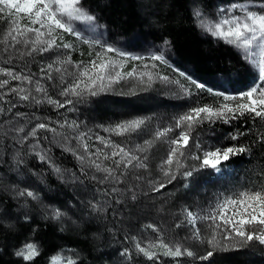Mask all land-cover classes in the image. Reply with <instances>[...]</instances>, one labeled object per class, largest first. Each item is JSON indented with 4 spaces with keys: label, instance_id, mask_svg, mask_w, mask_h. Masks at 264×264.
Returning a JSON list of instances; mask_svg holds the SVG:
<instances>
[{
    "label": "snow or ice",
    "instance_id": "6c2138e0",
    "mask_svg": "<svg viewBox=\"0 0 264 264\" xmlns=\"http://www.w3.org/2000/svg\"><path fill=\"white\" fill-rule=\"evenodd\" d=\"M193 5L191 15L195 25L217 40H222L235 48L244 60L258 70L257 78L260 83L238 96H228L221 92H213L206 83L199 82L185 71H180L179 75L195 88L223 96L225 101L240 102L231 105L224 103L216 108L210 106L191 108L175 117L172 125L157 128L152 134V139H146L143 144L132 148L99 135L95 140L101 147L89 144L88 133L79 131L80 125L75 121L59 123L60 129L67 128L75 133L70 136L63 131L58 132L56 127L45 122H37L26 128L23 120L26 113L16 112L12 117L0 120V139L5 142L3 147L6 153L5 157L0 158V172L8 176L9 172L15 170V175L10 176L7 183L0 178V229L8 233L15 227L12 221H18L20 218L26 222L31 221L33 211L37 208H42L45 219L56 222L60 231L64 230L65 223H76L66 211L44 204L38 192L28 187H20L17 177L21 165L26 163L21 155V149L31 139L35 143L31 145L30 151L39 161L48 164L59 178L78 185L88 197L81 202L77 220L90 223L123 217L119 222L123 224L126 220L129 230L138 227L141 231L150 230L155 234V239L148 241L147 244L143 239L138 240L135 235H125V240L131 239L134 242V252L128 247L120 248L115 253L102 251L101 260L106 255L109 258L116 255L121 258V264H126L134 259V255H142L150 261H158L163 255L172 258L186 256L194 261L213 264L214 257L222 253H244L252 246L264 247V176L259 178L261 182L258 187H249L218 199L205 214H199L188 207L182 208L181 215L176 216L171 225L174 229L185 231L186 235L182 240L165 242L163 229L156 222L139 225L133 223V218H139L146 206L158 213L165 211L163 207L157 208L154 203H148L151 201L150 193L161 192L167 184L176 180L178 172L185 179L202 168L220 172V165L223 162L251 151L250 146L239 143L205 148L192 135L199 125L216 121L230 123L245 114H250L254 121L256 118L264 120V0H242L230 3L227 7L221 5L216 12L217 18L212 20L206 18L203 10L196 6V0H193ZM139 7L151 5L141 3ZM153 15L155 13L148 17L149 22ZM98 20L88 0H0V55L4 56L3 64H11L16 58L33 57L34 54L43 56L47 53L51 58L50 63L39 68L42 74L39 78H34L35 73L30 71L0 66V90L7 89L0 91V101L14 94L20 101L34 102L37 105L47 102L57 108H63L65 104H72L73 101L67 99L61 102L53 99L48 95L47 87L42 81L51 82L58 76V82L62 86L59 95L83 98L85 95L97 97L126 77H133L135 68L132 71H123L127 62L142 61L145 57L132 55L100 38L86 39L84 31L76 26V22H80L91 31H95L102 27ZM65 34L98 49L94 57L87 62H74L70 55L74 46L71 42L65 41ZM164 44L168 45L170 42L165 40ZM159 52L160 49H156L148 59L171 66L163 54H157ZM108 53H114L115 56L110 57ZM117 56L121 58L120 61L115 58ZM144 67L149 66L145 64ZM152 67L156 65L153 64ZM54 72L56 76L53 75ZM143 75H147L149 81L152 78L151 73ZM143 75L140 77L141 80ZM12 81L17 83L10 86ZM181 87L185 93L190 94L187 88L183 85ZM15 107L16 104H11L6 109L0 105V117L4 116L5 112L11 113ZM145 123L146 120L142 118L129 120L104 131L115 135L131 134L141 130ZM41 131L51 133L52 136H40ZM244 135L245 132L238 130L231 134L229 139L239 141ZM57 137H60L61 143L65 145L63 150L70 152L79 162L76 171L67 177L65 176L67 169L62 170L57 166L48 155V150L40 147L41 140L53 143ZM258 140L260 151L264 152V134H261ZM190 141L191 148L200 152V155L192 153ZM157 142L168 146L158 165L167 184L150 178L148 153ZM12 148H16V151L12 152ZM9 152L10 157L7 155ZM184 159L199 161V165L180 172L181 168L186 167ZM30 201L36 203L30 207ZM161 219L165 217L162 216ZM199 221L210 223L206 229H202L198 227ZM105 228L109 233L112 232V229L107 228V224ZM187 241H194L203 247L194 249L187 245ZM2 251L3 249H0V252ZM11 254L20 264H25L35 260L40 251L35 242L27 241L25 238ZM62 264H78V261L64 256Z\"/></svg>",
    "mask_w": 264,
    "mask_h": 264
},
{
    "label": "trees",
    "instance_id": "16d2710c",
    "mask_svg": "<svg viewBox=\"0 0 264 264\" xmlns=\"http://www.w3.org/2000/svg\"><path fill=\"white\" fill-rule=\"evenodd\" d=\"M88 2L99 18L98 22L110 44L119 46L132 44L137 48L159 49L165 46L164 41L167 40L170 44L166 45V48L178 67L186 73L189 71L196 80L206 83L208 87L212 89L217 87L218 92L235 95L250 90L253 85L260 83L233 47L222 40L214 41L212 36L206 37L200 32L191 15L194 8L193 0H88ZM233 2H242V0H196V6L210 14L216 5H229ZM141 3L151 7L141 8L139 7ZM152 13L155 15L151 16V22H149L148 17ZM44 59V56L34 54L33 57L16 58L11 64L5 65L3 64L4 56L0 55V66L30 71L35 73L34 78H39L42 75L39 68ZM42 83L50 88L52 87V85L49 86L50 83L56 84V81L45 80ZM189 93L187 102L189 109L202 106L216 108L219 107V100H223V96L197 89L193 85ZM55 97L56 100L63 102L62 97ZM72 101L76 100L73 98ZM85 101L83 102L87 103L86 108L82 107L77 111L72 106L65 105L59 108L62 118L53 116L54 105L47 103L37 105L20 101L14 94L6 96L3 102L0 101V105L7 109L11 104H16L9 115H13L16 110L26 113L30 127L37 122L58 127L59 123L75 121L80 125L79 131L91 128V132L110 138L115 143L128 148L143 144L146 139H152V134L157 128L164 124H166L165 127L172 125L174 118L183 112L182 104L155 93L150 95L137 93L126 99L120 96L117 98L97 96ZM154 105L165 113L153 115L152 112H148ZM172 108L176 109L171 110ZM123 109L127 112L124 113ZM151 117L153 119H150ZM133 118L146 120L145 125L138 132L115 135L104 131L106 128L115 127ZM238 130L245 132V135L240 137L239 141L230 140L229 136ZM261 134H264V120L256 118L254 121L250 114L240 116L230 123L216 121L199 125L197 135L205 136L210 144H214V147L239 143L250 146L251 151L223 162L220 165L221 171L218 173H214L211 168H202L185 179L178 172L176 180L171 184H167V180L158 168L168 146L157 142L148 153L150 178L157 182H164L167 187L161 192L150 193L151 201L148 203H154L157 208L163 207L165 211L158 213L155 209L146 206L139 218H133V223L139 225L156 222L163 229L165 242L175 241L176 236H181L183 230L174 229L171 225L174 223V218L181 215L182 208L188 207L197 213L206 209L207 212L218 199L224 196L244 191L249 187H258L261 182L259 178L264 176V152L260 151L258 140ZM39 135L52 136L51 133L44 131H41ZM195 140L201 143L199 139ZM32 142L34 141L25 143L21 149V155L26 163L21 165L20 174L17 177L20 187H28L38 192L44 204L66 211L76 223H65L64 230L60 231L56 222L45 219L42 208L33 211V218L29 222L23 218L12 221L15 227L11 232L6 233L0 229V249H3L0 252V264H20L11 253L25 238L27 241L35 242L40 251V255L35 260L25 264H49L50 259L63 250H68L71 253L70 257L77 260L78 264H121V258L116 255H111L110 258L106 255L101 260V252L115 253L123 247H128L134 252V242L131 239L125 240V235H135L138 240L143 239L145 244L155 239V234L150 230L141 231L138 227L129 230L126 220L123 224L119 222L123 217L90 223L77 220L81 202L88 197L78 185L59 178L48 164L41 163L35 154H31L27 147ZM57 142V140L53 143L41 140L40 147L48 150V155L57 166L62 170L67 169L65 173L67 177L71 172L76 171L79 162L70 152L64 151ZM4 143L0 139V158L6 155ZM89 144L101 147L93 136ZM191 145L192 141H190V148ZM11 151L15 152L16 148H12ZM191 151L196 155L201 154L194 148H191ZM25 152L28 154L24 155ZM7 155L10 157L11 152ZM183 163L186 167L181 168L180 172L199 165V161L192 159H184ZM12 175H15V170L9 172L8 176L0 172V178L6 183ZM156 195L162 196L158 198ZM35 203L30 201L29 206ZM17 211L19 212V209ZM162 216L165 219H161ZM105 224L107 228L112 229L111 233L106 230ZM33 229H35L34 232ZM126 264H208V262L163 255L158 261H150L142 255H134V259ZM213 264H264V247L252 246L244 253H222L214 257Z\"/></svg>",
    "mask_w": 264,
    "mask_h": 264
},
{
    "label": "rangeland",
    "instance_id": "374dc122",
    "mask_svg": "<svg viewBox=\"0 0 264 264\" xmlns=\"http://www.w3.org/2000/svg\"><path fill=\"white\" fill-rule=\"evenodd\" d=\"M220 6L221 5H216L214 10L210 14H207V13L204 12L206 18H208L209 20L217 18L216 17V12H217V9ZM223 6L227 7L228 5H223ZM193 10H194V8H193ZM76 26H77L78 29L84 31V36H85L86 39L100 38L101 40L107 41V43L110 44L108 42L107 38H105L102 28H98L95 31H91L86 25H83L80 22H76ZM199 30L204 36H206V37L211 36L209 33H206L205 31L201 30L200 28H199ZM212 38H213L214 41H220V40H217L213 36H212ZM64 39H65L66 42H71L73 44V46H74L73 50L70 53L71 58H72V60L74 62H79V61L87 62V61L91 60L94 57L95 51L98 50V49L93 48L90 44H85L82 41L77 40L76 37L71 36V35L65 34ZM114 46L120 48L123 51L131 53L132 55L143 56V57H145V59L142 60V61H140V60H137V61L129 60L127 62V65L123 69V71L128 72V71H132V69L135 68L136 72H135L134 76L133 77H126L120 83L113 85L112 88L109 91L99 95L98 96L99 98L100 97L117 98V96H120V97H123V98L126 99V98H130V96H132L134 94H137V93H143V94H147V95H150V93H155V94L159 95L160 97H164V98H167L169 100H172L173 102H178V103L182 104L183 105L182 114L189 110V104L187 103L188 102V93H185V91L182 89L181 85H183L185 88L190 90V87L192 86V84L190 82H188L184 77L179 75V72L183 71V70H181L178 67V65L175 63L174 58H173L172 54L168 52V49L166 48L167 47L166 45L160 47L159 48L160 52L157 53V54H163L166 57V59L168 60L169 65H171V66H168V65H165V64H161L159 61H151V60L148 59L149 55L151 53L155 52L156 49H158V48H156V49H152V48H137L135 46H132V44H125L123 46H119V45H114ZM62 51L67 52L68 50H62ZM89 53H92V55H89ZM237 54L241 56V54L238 51H237ZM37 55L41 57V55H39V54H37ZM43 56L45 57V59H44L45 61L43 62L41 67L46 65L47 63L51 62V58L49 57V54L45 53V54H43ZM108 56L112 57V56H115V54L114 53H108ZM115 58L117 59V61H120V59H121L118 56L115 57ZM241 58H242V56H241ZM245 63H246L247 66H249L251 72L254 73V76L256 75V78H257L258 77V70L253 68V66H251L246 60H245ZM145 64H147L149 67L145 68L144 67ZM153 64H155L156 67H152ZM70 70H74V69H70ZM177 70H179V71H177ZM145 73H151V77L152 78H151L150 81H149L147 75H143ZM187 74L195 79V77L193 75H191L189 71H188ZM53 75L56 76V73L54 72ZM141 75H143V80H141V78H140ZM162 77H167L168 79L164 80V79H162ZM257 80H258V78H257ZM55 81H56V84L50 83L49 86L52 85V87L47 88L49 96H51L53 99H56L55 96L62 97V101L63 102L65 100H67V99H71L72 100L73 98H74V100H76V101H73L72 104H65L66 107H71L72 106L77 111V110H80L82 107L87 106V103H85L86 99L93 98V97L88 96V95H85L83 98H78V97L71 96V95H69L68 97L61 96V95H59V93L61 91V87L62 86L58 82V76H57V79ZM254 82H255V79H254L253 83ZM258 82H260V81L258 80ZM16 83H17L16 81H12L10 86H14ZM45 86H47V85H45ZM215 88L216 89H213V90L215 92H218L217 91V87H215ZM4 90L7 91V89H4ZM53 90H54V93H53ZM0 91H3V90H0ZM240 93H237L235 95L224 93V95L238 96ZM83 101H85V102H83ZM237 102H240V101L233 102V101H225L224 99L223 100L220 99L219 100V106L221 104H224V103H228V104L231 105V104H234V103H237ZM31 103H34V102H31ZM44 103H47V102H44ZM41 104H43V103H41ZM53 109L55 110V113H53L54 114L53 116L55 118H62V116H60V113H59V108L54 106ZM175 109L176 108H172L171 110H175ZM123 110H125L124 113L127 112L126 109H123ZM139 111H141V110H139ZM16 112H19V111L16 110L14 113H16ZM148 112H152L153 115L154 114H163V113H165V112L161 111L156 105L152 106L151 109L148 110ZM12 116L13 115H9L8 112H5V115L0 117V120H5V119H8V118H10ZM135 119L136 118H133L131 120H135ZM150 119H153V118L151 117ZM23 120H24L26 128L30 127L29 126L30 123L28 122L27 116H25L23 118ZM149 121H151V120H149ZM154 122L156 123L158 121H154ZM165 125L166 124H164V126L161 125L160 128L165 127ZM167 127H168V125H167ZM56 128H57L58 132L59 131H63L64 133H66V134H68L70 136L75 134V133L71 132V130H69L67 128L60 129L59 128V124H58V127H56ZM197 129H198V127L193 131V133H192L193 137L195 139H199L201 141V145L204 146L205 148L214 147V144H210V142L205 138V136L197 135ZM178 131L179 130H177V132ZM83 132H87L88 133V137L90 138L88 140V142L91 141L92 136L96 137V135H98V133H96V132H91V128L88 129V130H85ZM56 140L58 141L57 144L60 145V147H62V148L65 147V145L63 143H61V138L60 137H57ZM30 141H32V140L30 139L28 142H30ZM34 143H35V141L32 142L31 144H28V147H27V148H29V152L31 154H33V155H34V153H32L30 151V147ZM213 171H214V173H218L214 169H213ZM214 194L215 195L217 194V190L214 192ZM161 196L162 195H156V197H158V198H161ZM205 210L206 209H203V210L199 211V214H205L206 213ZM208 223H210V222L199 221L198 222V227H201L202 229H206ZM185 235H186V233L183 230L181 236H179V237L176 236V238H177L176 240H182ZM187 245L192 246L194 249H196V248L202 249V247H203L201 245H198L194 241H187ZM158 251H162V250H158ZM70 254L71 253L68 250H63L60 253H58L57 255L53 256L50 259L49 264H53V262H54V264H62L63 257L64 256L70 257ZM184 257L185 258H189V257H186V256H184ZM189 259L193 260L192 258H189Z\"/></svg>",
    "mask_w": 264,
    "mask_h": 264
}]
</instances>
